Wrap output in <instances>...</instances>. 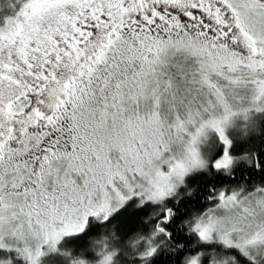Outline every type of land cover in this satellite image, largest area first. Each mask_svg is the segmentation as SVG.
Wrapping results in <instances>:
<instances>
[{"label": "snow or ice", "instance_id": "1", "mask_svg": "<svg viewBox=\"0 0 264 264\" xmlns=\"http://www.w3.org/2000/svg\"><path fill=\"white\" fill-rule=\"evenodd\" d=\"M0 264H264V0H0Z\"/></svg>", "mask_w": 264, "mask_h": 264}]
</instances>
